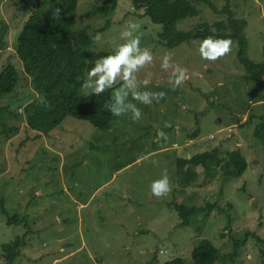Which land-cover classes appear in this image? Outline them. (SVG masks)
<instances>
[{"label":"rangeland","instance_id":"1","mask_svg":"<svg viewBox=\"0 0 264 264\" xmlns=\"http://www.w3.org/2000/svg\"><path fill=\"white\" fill-rule=\"evenodd\" d=\"M45 1L52 8L60 0ZM106 1L77 0L72 30L94 32L111 21L92 47L111 54L124 42L121 33L127 26L139 25L141 47L153 59L135 74L138 91L164 96L151 105L134 101L141 110L138 121L128 113L102 131L67 117L42 137L24 117L25 104L37 95L29 79L16 93L0 99V106L16 111L7 122L18 128L10 138L0 137V201L10 215L27 218L9 224L0 204V264H6L3 247L24 235L15 264H166L177 258L194 264L193 250L203 240L218 249L221 259L216 264H264V247L252 234L264 239V142L257 135L260 126L264 133V87L245 80L236 45L215 61L201 57L202 41L169 49L160 44L162 26L153 24L144 11H136L133 0H117L116 9L104 15L98 10L107 6ZM211 1L217 13L197 2L199 15L180 22L178 28L197 31L204 24L214 28L227 21L228 1ZM39 2L0 0V28L8 27L6 46L0 49V72L13 60L19 71L23 67L16 60L15 46ZM229 3L236 18L247 21V56L263 63L264 0ZM165 57L167 69L162 67ZM177 67L185 70V79L174 87ZM121 83L118 80L114 88ZM79 93L87 96L82 87ZM159 131L165 136H158ZM196 131L198 138L191 140ZM214 149L223 154L240 151L248 162L245 174L226 181L223 170L214 169L211 176L200 167L196 183L182 187L177 160ZM164 174L171 190L156 197L151 184ZM208 203L227 212L210 216L201 212L190 226H181L178 205Z\"/></svg>","mask_w":264,"mask_h":264},{"label":"trees","instance_id":"2","mask_svg":"<svg viewBox=\"0 0 264 264\" xmlns=\"http://www.w3.org/2000/svg\"><path fill=\"white\" fill-rule=\"evenodd\" d=\"M227 1L224 9L228 16L227 21L216 23L214 28L204 24L197 31L180 29L178 24L199 15L197 2L206 4L217 13V7L211 0H133V7L136 11H144L145 16L149 17L153 24L162 26L160 44L169 49L193 41H203L209 36L230 39L231 46H237V59L246 71L245 80L257 82L264 87V62L257 64L247 56L248 39L245 34L247 21L236 18L230 10L229 0ZM48 4L47 1L41 0L33 7L28 21L19 34L15 52L16 60L19 59L23 67L19 68V71L13 60L2 69L0 99L16 93L20 84L29 79L37 95L25 104L23 112L29 127L38 132L39 137L50 135L67 117L90 123L102 131L109 130L116 119L104 108L112 93L111 90L90 96L80 95L79 90L94 61L108 55V53H97L92 47L95 44L93 37L98 33L103 34L111 21L94 32H76L72 30V22L77 9V0H60L52 8H47ZM106 4V7L99 8V13L109 15L116 9L117 0H107ZM98 12L96 14H99ZM7 30L5 24L0 28V49L6 46L4 37ZM22 71L28 78L22 74ZM15 115L16 111L13 112L10 105L0 106V137L10 138L12 134L18 132V128L10 126L7 122V119ZM262 127L258 128L257 135L264 142ZM198 136L199 131H196L191 136V140ZM177 166V174L182 187L185 188L196 183L201 175L196 170L200 167L203 168L204 173L211 176L214 169H221L225 176L224 180L229 181L242 177L248 169V162L238 150L223 154L219 149H214L190 158H179ZM0 204L2 213L8 216L9 224L26 221V217L10 215L3 201H0ZM176 210L183 227L190 226L192 218L201 212L206 213L207 216L214 211H219L221 214L227 212L217 203H208L203 207L178 205ZM252 234L264 247V239L255 233ZM26 236L19 237L16 242L3 247L6 264H15L25 245ZM239 245L240 243L236 245L237 248ZM261 255L264 259V248L261 249ZM220 259L218 249L208 240H203L192 253L194 264H216ZM166 264H186V262L182 258H177Z\"/></svg>","mask_w":264,"mask_h":264},{"label":"clouds","instance_id":"3","mask_svg":"<svg viewBox=\"0 0 264 264\" xmlns=\"http://www.w3.org/2000/svg\"><path fill=\"white\" fill-rule=\"evenodd\" d=\"M138 29L139 25L129 24L127 29L121 33L124 42L119 44L113 53L94 61L93 67L89 69L87 78L81 86L89 96L99 95L107 89H113L104 108L115 117L130 113L133 121H138L141 118V110L135 102L151 105L153 100L158 102L164 96L163 92L138 91L140 84L135 74L153 59L151 52L141 47V35L138 33ZM133 32L138 34L133 35ZM100 40L99 33L93 37L94 42ZM231 44L230 39L209 36L200 43L199 53L203 59L215 61L230 51ZM162 67L165 69L169 67L167 57H165ZM176 73L174 87L180 85L185 79L184 69L177 67ZM118 80L122 83L119 87L114 88ZM144 83L146 84L147 81ZM167 126L166 124L165 127ZM157 135L164 137L165 133L159 131ZM170 190V182L166 174L151 184V193L156 197L163 196Z\"/></svg>","mask_w":264,"mask_h":264},{"label":"crops","instance_id":"4","mask_svg":"<svg viewBox=\"0 0 264 264\" xmlns=\"http://www.w3.org/2000/svg\"><path fill=\"white\" fill-rule=\"evenodd\" d=\"M194 142V141H193ZM190 158V157H189Z\"/></svg>","mask_w":264,"mask_h":264}]
</instances>
